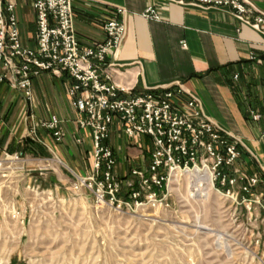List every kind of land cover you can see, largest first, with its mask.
I'll use <instances>...</instances> for the list:
<instances>
[{
    "label": "built area",
    "instance_id": "1",
    "mask_svg": "<svg viewBox=\"0 0 264 264\" xmlns=\"http://www.w3.org/2000/svg\"><path fill=\"white\" fill-rule=\"evenodd\" d=\"M162 1L200 10H227L234 19L264 36V12L247 0ZM31 8L35 12L36 41L29 47L20 38L14 2L0 0V88L7 86L31 103L35 78L44 73L58 79L67 76L66 96L78 115L76 128L87 133L91 147L89 170L77 178L76 189L85 187L95 201L119 210L168 208L172 174L178 169L205 167L217 190L233 195L237 188L236 198L250 205L261 204L264 211V189L253 194L264 180L236 167L242 154L238 142L212 122L199 98L180 82L135 93L114 80L122 66L108 58L116 55L126 38L124 8L116 7L114 15L103 22L104 39L91 46H82L76 37L72 0H31ZM142 16L159 19L153 6ZM250 116L253 121L259 118L253 111ZM2 119L0 111V124ZM61 123L51 113L36 121L33 129L47 131L56 143L66 138L78 145L84 142L82 137L65 131ZM113 129L127 141L141 144L142 138L149 140L145 167L117 174V159L109 141ZM19 160L16 153L0 148V170L8 162ZM255 241L264 255V234L257 235Z\"/></svg>",
    "mask_w": 264,
    "mask_h": 264
},
{
    "label": "rangeland",
    "instance_id": "2",
    "mask_svg": "<svg viewBox=\"0 0 264 264\" xmlns=\"http://www.w3.org/2000/svg\"><path fill=\"white\" fill-rule=\"evenodd\" d=\"M49 76L36 78L31 103L7 86L0 88L1 124L15 125L7 130L12 135L4 151L20 159L0 170V264H264L255 241L264 234V211L261 204L236 198L237 188L227 195L212 182L197 196L181 175L169 181L168 208L131 210L99 203L85 187L76 189L77 178L90 167L89 142L56 143L47 131L33 129L36 121L61 110L54 107V94L64 98L62 84ZM26 139L34 155L25 152ZM118 141L137 145L120 135ZM140 141L144 149L135 152L143 163L125 175L148 162L149 140ZM124 156L125 161L137 157ZM236 167L250 173L240 159ZM263 189L260 184L253 194Z\"/></svg>",
    "mask_w": 264,
    "mask_h": 264
},
{
    "label": "crops",
    "instance_id": "3",
    "mask_svg": "<svg viewBox=\"0 0 264 264\" xmlns=\"http://www.w3.org/2000/svg\"><path fill=\"white\" fill-rule=\"evenodd\" d=\"M12 1L20 38L32 47L36 25L31 0ZM247 1L264 12V0ZM72 6L74 29L82 46L102 41L103 22L114 15L116 7L124 8L126 38L116 55L108 58L122 66L114 80L135 93L180 82L201 100L212 122L236 139L242 153L240 162L250 169L248 175L254 171L264 175V36L234 19L227 10H200L162 0H72ZM149 6L157 9L158 20L142 16ZM49 75L44 73L39 78L50 80ZM55 79L62 84L64 98L59 101L54 94V107L59 104L62 110H54V114L65 131L87 140V133L78 131L75 125L78 115L66 96L67 76ZM33 84L36 88V78ZM250 111L259 115L257 121L252 120ZM13 128L15 125L9 128L0 124L2 150L11 139L7 130ZM109 141L121 176L130 166L142 165L143 157L135 152L142 144H135V148L121 145L116 130ZM123 154L137 157L125 161Z\"/></svg>",
    "mask_w": 264,
    "mask_h": 264
},
{
    "label": "bare ground",
    "instance_id": "4",
    "mask_svg": "<svg viewBox=\"0 0 264 264\" xmlns=\"http://www.w3.org/2000/svg\"><path fill=\"white\" fill-rule=\"evenodd\" d=\"M181 175H186L192 183L193 191L198 196H204L212 187V175L209 169L205 167H195L190 170L182 171L178 169L172 174V182H176ZM193 193V192H192Z\"/></svg>",
    "mask_w": 264,
    "mask_h": 264
},
{
    "label": "trees",
    "instance_id": "5",
    "mask_svg": "<svg viewBox=\"0 0 264 264\" xmlns=\"http://www.w3.org/2000/svg\"><path fill=\"white\" fill-rule=\"evenodd\" d=\"M28 142H31V140L26 139V144H27L26 147H27V149H26L25 152L34 155V150H33L32 146H30V145L28 144ZM238 149H239V147H238ZM253 174H258V175H260L261 179L264 180V175H262L260 172H258V171H254ZM251 175H252V174H251Z\"/></svg>",
    "mask_w": 264,
    "mask_h": 264
}]
</instances>
